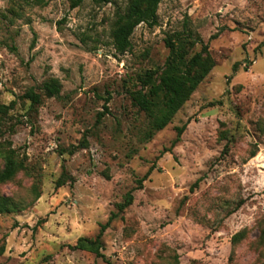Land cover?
I'll list each match as a JSON object with an SVG mask.
<instances>
[{
  "label": "rangeland",
  "instance_id": "374dc122",
  "mask_svg": "<svg viewBox=\"0 0 264 264\" xmlns=\"http://www.w3.org/2000/svg\"><path fill=\"white\" fill-rule=\"evenodd\" d=\"M70 1L0 0V106L13 103L0 114V144L26 164L0 184L18 205L0 215V264H261L264 0H163L157 25H139L124 55L110 32L128 0ZM185 28L208 44L214 67L150 136L129 93L164 66L166 37ZM51 79L58 98L43 95ZM31 89L41 95L32 108L22 98ZM130 191L132 204L103 233L104 258L73 250Z\"/></svg>",
  "mask_w": 264,
  "mask_h": 264
},
{
  "label": "trees",
  "instance_id": "16d2710c",
  "mask_svg": "<svg viewBox=\"0 0 264 264\" xmlns=\"http://www.w3.org/2000/svg\"><path fill=\"white\" fill-rule=\"evenodd\" d=\"M34 5L45 6L47 0H30ZM85 0H71L72 9L78 7ZM95 5H107L111 0H88ZM163 0H128L124 11L117 10L114 15V21L111 27V44L115 52L124 55L131 47V36L134 30L141 24L148 27H154L158 23L157 11ZM214 38V37H212ZM165 45L169 49V55L164 66L157 70L146 71L138 77L140 89L129 93L132 104L139 111L146 113L150 119V136L154 132L164 129L172 120L174 115L185 104L199 84L207 77L214 67V62L209 54L208 44L204 43L199 35L190 29H184L175 32L165 39ZM199 45L200 51L191 54V50ZM43 95L47 98H58L61 92V84L57 79H51L42 85ZM30 102V107H35L41 103V95L35 93L32 89L22 97ZM13 103L8 106H0V114L5 115L11 109ZM107 111V107H105ZM104 113L99 115V120ZM186 126L177 129V138L173 146L179 141ZM81 146H86V141H81ZM226 147L223 152H226ZM77 147H72L69 155H73ZM255 154L253 153L252 156ZM0 158L3 161V167L0 171V184L13 179L20 171L26 170L25 158L9 146L0 144ZM148 173L138 181L142 186L149 174ZM65 174L62 173L56 186L60 187L65 183ZM195 183L194 186H197ZM133 202V191L128 192L121 204L118 205V213L111 215L107 223L103 225L94 239L80 238L73 250L87 251L96 257L104 258L101 254L102 236L104 231L110 226V223L122 214ZM18 210V205L10 198L0 196V215L14 213ZM264 238V229L262 230ZM238 235L233 238L237 241ZM4 245H0V255L4 253ZM264 264V250L262 263Z\"/></svg>",
  "mask_w": 264,
  "mask_h": 264
}]
</instances>
